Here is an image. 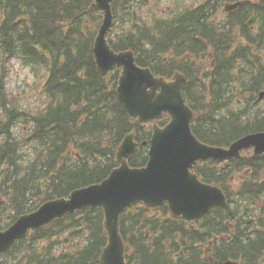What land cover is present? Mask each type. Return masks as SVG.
Instances as JSON below:
<instances>
[{
    "label": "trees",
    "instance_id": "1",
    "mask_svg": "<svg viewBox=\"0 0 264 264\" xmlns=\"http://www.w3.org/2000/svg\"><path fill=\"white\" fill-rule=\"evenodd\" d=\"M238 1L245 4L233 16L221 25L212 22L217 5ZM93 2L0 0V53L45 79L42 105L24 107L0 75V230L48 200L105 180L133 130L140 146L131 166L148 162L143 144L152 137L150 125L131 119L119 100L120 70L104 77L96 66L93 45L102 16L90 9ZM149 2L115 0L120 30L110 37L112 47L134 50L139 65L156 75H186L193 131L204 143L228 146L264 131V108L254 102L264 88V64L241 39L242 32L246 41L262 42L264 20L248 1L207 0L145 20L139 9ZM258 4L264 7V0ZM256 24L260 36L253 34ZM211 50L215 67L209 65ZM196 172L221 187L228 204L194 224L173 218L166 205L133 206L121 222L128 264H264V155L200 163ZM103 220L100 208L78 211L17 242L0 255V264H100L107 243Z\"/></svg>",
    "mask_w": 264,
    "mask_h": 264
},
{
    "label": "water",
    "instance_id": "2",
    "mask_svg": "<svg viewBox=\"0 0 264 264\" xmlns=\"http://www.w3.org/2000/svg\"><path fill=\"white\" fill-rule=\"evenodd\" d=\"M113 0H96L93 7L104 13L103 24L95 41V60L100 72L122 67L117 94L131 118L141 123L153 122L149 162L143 168H132L129 161L136 153L135 133L126 136L119 146L116 160L120 167L97 185L74 191L69 198L43 204L38 210L21 216L9 229L0 232V253L7 251L30 230H41L61 221L77 210L101 207L108 243L101 264H127L126 245L121 235L122 214L133 205L143 203L158 207L168 204L172 215L194 222L215 206L227 203L224 192L203 183L194 171L198 161L227 160L241 156L244 149L255 147V155L264 152V133L248 135L229 149L202 143L192 131L194 113L182 93L185 77L173 80L155 76L149 68L137 65L133 51L115 52L107 40L113 26ZM171 117L165 127L157 120ZM218 264H240L235 261Z\"/></svg>",
    "mask_w": 264,
    "mask_h": 264
},
{
    "label": "rangeland",
    "instance_id": "3",
    "mask_svg": "<svg viewBox=\"0 0 264 264\" xmlns=\"http://www.w3.org/2000/svg\"><path fill=\"white\" fill-rule=\"evenodd\" d=\"M169 4V0H164L159 6L166 11L168 10ZM156 6V3H153L150 7L145 8L144 12L146 14L152 11L156 12ZM117 29L119 30V28ZM1 72L5 73L8 90L18 95L21 105L24 107L42 105L43 94L39 93V89H41L43 83H41V80L37 79L29 69L23 68L14 60H6V62H4L0 58V73ZM263 106L264 102L261 104V107Z\"/></svg>",
    "mask_w": 264,
    "mask_h": 264
},
{
    "label": "flooded vegetation",
    "instance_id": "4",
    "mask_svg": "<svg viewBox=\"0 0 264 264\" xmlns=\"http://www.w3.org/2000/svg\"><path fill=\"white\" fill-rule=\"evenodd\" d=\"M230 15H232V14H228V15H226V16L228 17V16H230Z\"/></svg>",
    "mask_w": 264,
    "mask_h": 264
}]
</instances>
